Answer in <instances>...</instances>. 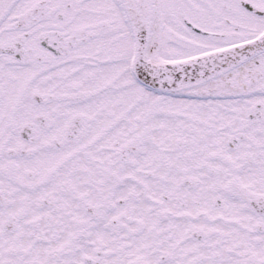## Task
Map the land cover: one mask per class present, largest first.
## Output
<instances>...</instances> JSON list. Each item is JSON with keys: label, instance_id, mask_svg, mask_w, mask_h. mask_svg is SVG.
<instances>
[{"label": "snow or ice", "instance_id": "6c2138e0", "mask_svg": "<svg viewBox=\"0 0 264 264\" xmlns=\"http://www.w3.org/2000/svg\"><path fill=\"white\" fill-rule=\"evenodd\" d=\"M0 264H264V0H0Z\"/></svg>", "mask_w": 264, "mask_h": 264}]
</instances>
